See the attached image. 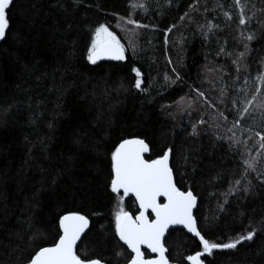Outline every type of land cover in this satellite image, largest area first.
<instances>
[{"label": "trees", "instance_id": "16d2710c", "mask_svg": "<svg viewBox=\"0 0 264 264\" xmlns=\"http://www.w3.org/2000/svg\"><path fill=\"white\" fill-rule=\"evenodd\" d=\"M241 2L247 5L245 16L251 17L246 27L238 24L233 0H198L197 11L189 7L197 0H172L171 5L146 0L147 12L133 11L130 0H15L10 30L0 42V264H27L33 250L30 237L37 229L44 234L39 246L50 245L65 209L90 219L78 254L126 264L129 251L114 235L116 198L109 181L111 151L130 137L149 144L147 159L172 148L170 166L177 186L197 195L194 214L206 238L228 242L250 221L260 227L264 184L256 173L241 179V154L255 157L258 138L249 141L251 134L239 127L233 131L240 144L230 146L228 139L217 138L232 135L231 99L246 80L251 89L257 73L264 72V0ZM186 12L189 18L181 20ZM120 17L148 27L127 25ZM209 21L219 28L205 37L207 28L198 25ZM100 23H107L126 45L125 62L92 66L87 61L92 31ZM241 32L256 38L249 43L248 70L238 73L232 61L245 51ZM221 48L232 55H217ZM133 68L141 71L140 89L134 87ZM173 69L181 77L175 83ZM195 89L216 107L197 98ZM255 116L259 121V114ZM201 119L206 123L200 124ZM244 124L253 126L251 116ZM193 125L198 135H192ZM257 167L264 170V158ZM236 180L241 183L230 192ZM248 180L252 186L244 192ZM124 206L136 214L133 197L125 198ZM166 247L178 264L202 251L198 239L179 228L169 230ZM202 259L205 264H264V232L236 249H216Z\"/></svg>", "mask_w": 264, "mask_h": 264}, {"label": "snow or ice", "instance_id": "6c2138e0", "mask_svg": "<svg viewBox=\"0 0 264 264\" xmlns=\"http://www.w3.org/2000/svg\"><path fill=\"white\" fill-rule=\"evenodd\" d=\"M168 5H171L172 0H166ZM233 4L239 8V26H247L251 17L245 16L246 4L241 0H233ZM15 6V0H0V40H4L11 27L12 8ZM223 7V5H218ZM129 7L135 11L142 9L148 11L146 0H130ZM193 11L199 9V3L189 5ZM254 7V5H253ZM204 11L208 9L205 6ZM225 17L232 19L229 13H224ZM255 16V13H253ZM189 18V13L186 12L180 19ZM120 20H125L120 17ZM127 25H135L136 28H147L148 25H142L137 20L128 17L125 20ZM120 24L118 22L117 27ZM203 31L202 34L207 37L214 29H218L219 25L209 21L207 25H198V28ZM176 28L173 25L167 29V33H171ZM129 31L128 29H123ZM165 34V43L168 42V35ZM133 35L135 33L133 32ZM241 40L244 41L243 47L245 51L238 52L232 63L239 73L241 69L248 70L249 65L246 63L248 52L250 51L249 43L256 37L254 33H249L246 36L241 32ZM131 41V38H130ZM184 38H179V43L183 44ZM127 48L121 41V38L111 30L107 23H100L94 28L91 34V43L87 47V61L96 65L104 59L123 61L126 59ZM221 53H225L224 48L220 49ZM231 56V53H225ZM171 63V60H169ZM264 66V65H262ZM136 74L134 87L141 88V71L138 68H133ZM175 73V69L172 70ZM211 71V69H210ZM222 71V69H221ZM169 76H165V80H169ZM179 73H175V83L180 80ZM248 81H245V88L240 90L237 96L231 99L232 108L229 109L230 114L234 115L232 128L228 131L232 132L228 137H217L218 139H228L230 146L232 144H240V139L235 135L233 129L240 128L243 132L250 133L248 140L251 141L254 137L258 138L257 154L255 157L243 158V172L241 179H246L250 173H256L255 178L259 179L264 184V170H258L260 159L264 158V72H258L255 79L252 81V88L247 87ZM258 85V86H257ZM197 98L203 100L211 107H216L211 101L207 100L205 93L195 89ZM221 99L219 103L223 105L225 100V90L221 89ZM250 96V98H249ZM183 97L181 100L183 101ZM188 107L192 106L189 102ZM219 118L227 121L222 111L217 109ZM255 113L259 114L257 121ZM251 116L253 126H245L244 121ZM200 124H205L206 121L201 119ZM51 127V124L49 125ZM214 127H220L219 124ZM260 128V131H256ZM197 126L193 125L192 135H198ZM246 152L250 155V150L247 149L248 141H244ZM150 152L149 144L141 138L123 139L110 154V192L116 198V206L114 211V235L123 245L130 250L127 252L126 264H172L169 258L166 247V233L176 225L183 226L189 233H192L198 238L199 245L202 246V251H196L194 255H189L187 260L191 264H205L202 259L205 254L212 255L216 249H236L242 242L252 241L258 232H264V220L260 222V227H253L251 221L243 233L230 238L228 242H217L210 240L201 232L198 226L197 216L194 214V209L197 208L198 197L194 194L191 188L181 190L177 186L173 168L170 166V157L172 148L162 150V154L154 159H146L145 154ZM55 182V181H53ZM241 180H236L230 188V192H235L236 186L240 185ZM248 186L243 188L244 192H248L252 186V181H247ZM134 197L136 213L127 210L124 206L125 198ZM163 200V202H161ZM222 207V206H221ZM29 228L32 227V221H27ZM86 230H90V219L88 215L81 211L65 209L64 214L58 216L57 238L48 246H39L37 243L44 239V234L37 229L30 237L33 247L27 258V264H104V261L98 258H90L89 254H78V242H82V237L86 235ZM121 245V247L123 246ZM124 252H118L117 256L124 257Z\"/></svg>", "mask_w": 264, "mask_h": 264}, {"label": "water", "instance_id": "95a60500", "mask_svg": "<svg viewBox=\"0 0 264 264\" xmlns=\"http://www.w3.org/2000/svg\"><path fill=\"white\" fill-rule=\"evenodd\" d=\"M2 40H0V42H1ZM125 55H126V53H125ZM127 60V55H126V59L125 60H123V61H117V60H111V59H104V60H101V61H99L98 63H101V62H125ZM97 63V64H98ZM90 65H92V64H90ZM92 66H94V65H92ZM130 138H137V137H130ZM130 138H126V139H130ZM120 143V142H119ZM118 143V144H119ZM117 144V145H118ZM147 154V153H146ZM146 154H145V158H146ZM147 159V158H146ZM132 197V196H131ZM134 198V197H133ZM135 199V198H134ZM161 202H163V200H161ZM198 204V203H197ZM194 211H195V209H194ZM137 214V213H136ZM175 228H179V229H183L187 234H189V235H191V236H193V237H195L192 233H189L188 231H187V229H185V228H183V226H180V225H176V226H173L171 229H175ZM170 229V230H171ZM166 235H167V233H166ZM198 239V238H197ZM122 244H123V242L122 241H120ZM79 243V242H78ZM124 246H126V245H124ZM126 248H127V246H126ZM128 251H130V250H128ZM194 255V254H193ZM104 264H107V263H104ZM172 264H178V263H175V262H172ZM187 264H191V262L190 261H188L187 260Z\"/></svg>", "mask_w": 264, "mask_h": 264}, {"label": "bare ground", "instance_id": "6f19581e", "mask_svg": "<svg viewBox=\"0 0 264 264\" xmlns=\"http://www.w3.org/2000/svg\"><path fill=\"white\" fill-rule=\"evenodd\" d=\"M136 11V10H135ZM117 30V29H116ZM139 34V33H138ZM188 92V91H187ZM214 134V133H213ZM241 161V160H240Z\"/></svg>", "mask_w": 264, "mask_h": 264}]
</instances>
